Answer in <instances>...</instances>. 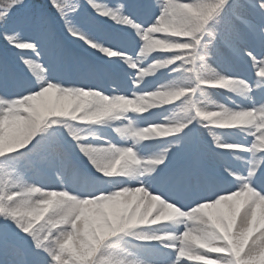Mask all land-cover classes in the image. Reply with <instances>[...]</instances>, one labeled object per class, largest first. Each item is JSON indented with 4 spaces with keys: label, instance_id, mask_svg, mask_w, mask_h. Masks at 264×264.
<instances>
[{
    "label": "snow or ice",
    "instance_id": "1",
    "mask_svg": "<svg viewBox=\"0 0 264 264\" xmlns=\"http://www.w3.org/2000/svg\"><path fill=\"white\" fill-rule=\"evenodd\" d=\"M0 264H264V0H0Z\"/></svg>",
    "mask_w": 264,
    "mask_h": 264
}]
</instances>
